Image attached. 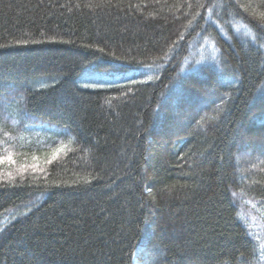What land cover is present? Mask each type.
Listing matches in <instances>:
<instances>
[{
  "label": "trees",
  "instance_id": "obj_1",
  "mask_svg": "<svg viewBox=\"0 0 264 264\" xmlns=\"http://www.w3.org/2000/svg\"><path fill=\"white\" fill-rule=\"evenodd\" d=\"M261 17L264 0H0V103L70 134L10 145L0 264H263Z\"/></svg>",
  "mask_w": 264,
  "mask_h": 264
},
{
  "label": "rangeland",
  "instance_id": "obj_2",
  "mask_svg": "<svg viewBox=\"0 0 264 264\" xmlns=\"http://www.w3.org/2000/svg\"><path fill=\"white\" fill-rule=\"evenodd\" d=\"M84 79L87 80L86 84L88 86H98L101 85L99 83H102L104 77L102 76V73H92L88 74V76ZM10 96L8 97L10 101L8 100L7 102L5 101L4 103H0V137H2L0 140V159H3V163H0V168H2V166H10L14 164L9 163L7 160L9 155L12 157L13 161L16 159L14 154L10 151L12 150L10 145H14L16 143L22 146L26 145L23 140L32 142L36 147H42L43 149L46 146L48 148L47 151H51L56 148L54 153L60 152L66 147L65 145H62L64 142L67 143L69 140L68 137L70 138V134L66 130L44 125H31L26 122V119L24 120L23 117L20 118L21 112H23L21 106H18V103L13 99V97L10 98ZM10 113L13 115H11V117H6L5 114ZM9 130L14 133L13 137L5 134L6 131L9 132ZM52 144L59 145L60 147H52ZM51 160L52 158L50 161ZM33 161H35L34 163H37L40 160L33 159ZM239 211L242 213V209ZM255 211L260 213L259 216L249 213V215L246 216L247 218H245L251 229L255 231V240L258 244H260V248L262 249L261 257L264 264V211L259 209ZM1 226L2 224L0 223V227Z\"/></svg>",
  "mask_w": 264,
  "mask_h": 264
},
{
  "label": "snow or ice",
  "instance_id": "obj_3",
  "mask_svg": "<svg viewBox=\"0 0 264 264\" xmlns=\"http://www.w3.org/2000/svg\"><path fill=\"white\" fill-rule=\"evenodd\" d=\"M261 18L264 19V17H261ZM7 160L9 163H14V161L12 160V157L10 155L7 157ZM0 163H3V159H0Z\"/></svg>",
  "mask_w": 264,
  "mask_h": 264
},
{
  "label": "bare ground",
  "instance_id": "obj_4",
  "mask_svg": "<svg viewBox=\"0 0 264 264\" xmlns=\"http://www.w3.org/2000/svg\"><path fill=\"white\" fill-rule=\"evenodd\" d=\"M7 116V115H6Z\"/></svg>",
  "mask_w": 264,
  "mask_h": 264
}]
</instances>
